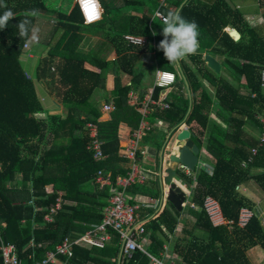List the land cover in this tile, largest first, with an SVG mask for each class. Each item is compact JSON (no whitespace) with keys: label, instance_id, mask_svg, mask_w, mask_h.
Returning <instances> with one entry per match:
<instances>
[{"label":"trees","instance_id":"obj_1","mask_svg":"<svg viewBox=\"0 0 264 264\" xmlns=\"http://www.w3.org/2000/svg\"><path fill=\"white\" fill-rule=\"evenodd\" d=\"M255 1L258 10L263 11L264 0ZM100 3L104 8L103 19L85 25L77 0L66 12L52 9L48 0H0V16L8 10L13 13L7 27L0 29V245L2 242L16 245L20 264H34L35 259L54 250L64 236L75 239L103 222L113 192L111 188L101 190L94 180L100 171H105L116 183L117 178L126 177L130 171V165L126 169L120 166L129 160L119 156L118 128L121 122L136 125L129 120L131 116L124 118L126 111L138 119L134 132L140 127L141 115L134 114L129 106V94L132 87L142 85L145 77V68L137 66L139 57L154 52L157 66L175 74L173 89L177 92H170L167 98L170 109L154 111L150 121L161 118L171 127L184 121L200 149L203 148L212 172L200 170L195 179L181 175L190 187V202L195 206H186L182 212L170 204L157 212L162 195L158 180L150 188L134 185L130 189L151 201L141 211L143 219L148 220L147 250L158 259L169 252L177 264H251L250 249L260 247L264 252V226L240 188L252 181L264 194V143L260 142L264 133V26H251L245 13L227 0H100ZM33 10L35 16L31 15ZM158 10L164 15L169 10L178 11L199 25L197 53L180 61L178 66L169 64L153 45L154 40L159 43L163 39V23L153 18ZM41 15L50 16L43 30L47 34L44 49L49 57L64 59L59 76L62 84L68 86L62 100L68 110L66 117L49 114L45 109L36 82L28 79L22 60L27 39L19 36L17 25L28 18L41 32ZM229 29L237 30L241 35L239 41L230 37ZM88 35L106 41L100 43V48L85 52L83 46ZM125 35L145 37L147 44H128ZM111 49L117 56L113 62L116 85L109 93L106 82L110 63L102 53ZM206 53L221 61V73L208 67ZM88 64L96 71L89 69ZM123 73L131 79L125 86L120 80ZM184 81L188 83L190 96L185 92ZM204 81L216 88L214 94ZM162 91L163 88L156 87L153 98L158 99ZM107 96L113 98L115 110L110 121L101 122V99ZM90 122L100 127L104 150L109 156L106 161L96 162L87 149L86 127ZM152 134L153 131L148 136ZM158 140L165 141V135L160 134L155 141ZM254 148L259 151L252 156ZM250 157L253 160L247 164ZM208 197L218 203L227 224H213L205 207ZM59 201L61 209L47 222L46 216ZM129 201L136 204L132 198ZM243 210L251 211L252 216L241 227ZM120 253V237L114 232L113 239L104 247L77 244L71 256H60V262L120 264ZM0 264H3L1 252ZM122 264L153 262L146 253L136 250Z\"/></svg>","mask_w":264,"mask_h":264},{"label":"built area","instance_id":"obj_2","mask_svg":"<svg viewBox=\"0 0 264 264\" xmlns=\"http://www.w3.org/2000/svg\"><path fill=\"white\" fill-rule=\"evenodd\" d=\"M77 4L79 5V8L81 10L85 25H92L95 23H99L103 19L104 8L102 7L101 3H100L101 7L99 9L100 18L98 20L91 19V22H86V17L89 18V12L85 13L80 3V0H77ZM95 12L97 14V9H95ZM157 13H160V15H157ZM163 16L164 14H162V12L158 10L155 11L153 18L159 19L163 23L162 20ZM124 39L128 44H132L135 46L136 45L143 46L147 44V38L142 36L125 35ZM137 41H143V42L137 43ZM36 44L37 43L27 42L24 47L25 53L31 56L32 50ZM153 45L154 47L157 46L156 40H154ZM52 69L54 70V68ZM160 71L171 73L173 76V80L162 86L156 84V87L163 88V91L160 94V98L158 100L153 99V95L151 92L150 97L142 103L144 109L141 112L142 122L140 124V127L133 133L130 142L126 146L122 147L123 149L122 153L124 157L128 159L130 162V171L128 172L127 176L117 178L116 183H114L112 175L106 173L105 171H100L98 175H96L95 177L94 183L96 184V186H99L101 190H106L108 188L109 189L111 188L113 192L110 205L105 209L103 222L92 228H89L82 235L78 236L75 239L71 238L70 236H64L61 239V241L58 242L54 250H48L45 253V255L41 257V259H35L34 264H62L60 262V256H68V257L71 256L73 253V248L77 244H90V245L104 247L108 241H111L113 239L114 232L119 234L121 241V253L119 257L120 264H122L125 260L131 259V257L133 256L136 250H140L146 253L150 257L153 264H177V262L171 259V255L169 252H166L164 254L163 259H158V257L154 256L147 250L148 245H150V238L146 232L145 223L148 220H144L141 215V211L147 208V205L144 204L133 205L130 203L129 198L127 197L128 191L134 185L144 186L147 183L155 180L150 176V172L147 170V167L143 165V161L147 160L148 154L145 151V149L144 150L141 149L140 142L142 141L145 134L151 131L153 128L151 124L147 122L148 114L156 110L166 111L170 109V104L167 102L168 93H169L168 89L173 87V84L175 82V74L172 71H167V70H160ZM27 77L29 80H32V76L29 73L27 74ZM262 87L264 88V72L262 76ZM114 110H115V105L113 103H108L103 107V111L105 113H112L114 112ZM86 133L89 138V144L87 149L90 152H92L94 160L96 162L106 161L109 156L105 153L104 150L105 141H103L101 138L98 124L91 122L88 123L86 127ZM260 142L264 143V133L261 136ZM168 148L169 147L166 144L164 155L166 154L165 151L169 150ZM257 151H259V148L252 149L251 150L252 156H255ZM171 153L167 154V156L162 155V157L169 158ZM139 154L141 157L138 156ZM252 160L253 158L250 157L247 161V164L251 163ZM200 167H202V171L211 174L212 171H209L210 166L206 165V163L202 162ZM242 167L243 169H245L246 163H243ZM179 171L183 172L186 176L195 179V177H193L195 173H191L190 171L183 169V167H180ZM162 173L163 170L160 173V175ZM166 191L167 190L164 189V192L161 195V199L158 202L159 207H156L157 212L161 211L162 208H164L167 203ZM190 198H191V193L190 192L186 193V200L188 201H186V203L183 204L184 208L186 206H191L193 208L195 207L192 203H190L189 201ZM205 207L211 217L212 222L216 224L221 223L219 222L221 219V215H220L221 210L218 203L211 197H208L206 199ZM60 209H61V202L59 201L51 209L49 215L46 216L45 220L47 222H51L57 211ZM217 213H220L219 214L220 219L218 218ZM251 216H252L251 212L247 210H243L240 218V226L241 227L246 226L247 221ZM1 241L2 240L0 238V242ZM0 252H1L3 264H20L19 252L16 245L4 244L2 242V244L0 245Z\"/></svg>","mask_w":264,"mask_h":264},{"label":"crops","instance_id":"obj_3","mask_svg":"<svg viewBox=\"0 0 264 264\" xmlns=\"http://www.w3.org/2000/svg\"><path fill=\"white\" fill-rule=\"evenodd\" d=\"M227 1L230 2L231 4L234 3L237 8L241 9V7H242V4H239L238 0H227ZM250 2L251 1L249 0L248 5L250 4ZM251 9H250V11H251ZM51 21L54 22L53 20H51ZM48 23H49L48 19L42 20V27H41L42 32H43V30L46 29ZM227 32L229 33L230 29ZM88 37L86 36L87 42H84V46H83V50L85 52L91 51L92 48H98L95 46V44H100L101 42L106 41V40H104V38H100V36L88 35ZM157 45H158V43H157ZM47 51L42 52V49H40L39 46L36 47V49L34 47V49L32 50L31 56L27 55L24 57V59H25L24 66H25L27 73H29L32 76V79L36 82L38 94L43 99L44 107L49 112V114H59V115L65 117L66 114L68 113V110L64 108L62 100H63V96L66 93L65 91L67 90L68 86L62 84V81H61L60 76H59L60 68L64 62V59L59 58V57L50 58V57H48ZM39 53H41V55H38ZM102 55H104V57L107 59V61H109V63H110L109 69L111 67L113 68V62L117 58L116 52L112 51V49H111V51L102 53ZM150 60L154 62V65H157L156 55L154 53L149 52V53L143 54L139 57V60L137 62V66L140 65V66L144 67L146 72H147L146 62H150ZM87 67L91 70L96 71V68L89 65V64L87 65ZM52 68H55L56 71H52ZM156 70H163V69H161L157 66ZM145 75H146V73H145ZM120 80H121L122 85H124V86L131 83L130 76H128L127 74H124V73L120 76ZM151 82L152 83H149L144 88H142V85H140L137 89L132 87V91L129 94L128 104L130 107H132L134 109V111H135L134 114L138 113L141 115L140 124L142 122V113L141 112L144 109V106L142 105V103L150 97L151 92L153 95L154 90L156 88L155 76H153V80ZM206 83H207V81H206ZM115 85H116L115 73L113 71H112V73H110L108 71L107 82H106L107 92L111 93L115 89ZM131 86H132V84H131ZM210 87L211 88L209 90H211V93L214 94L216 91V88L213 87L211 84H210ZM185 88H188V86H186V84H185ZM168 91H169L168 97L170 96V92H174V91L177 92V90H174L173 87L168 89ZM185 92L190 93L189 89H185ZM58 94H60V96ZM143 96H144V98L141 99ZM159 98H160V96L158 97V99ZM158 99H154V100H158ZM101 100H102L101 102H102L103 117L100 119V121L101 122H108L112 119L111 116H112L113 112L112 113H105L103 111V107L108 103L114 104V100L111 96H107V98H104ZM153 112H150L148 114V118H147V122L149 124H151V126L153 128L151 131H149L145 134L142 141L140 142L141 149L142 150L145 149V151L148 154L147 160L143 161V165L145 167H147V170L150 172V176L153 179H155V180L147 183V185H145V187L149 186L148 188L151 187L150 185L152 183H155L156 180L159 181V179H160V173L161 172L159 170L160 169L159 164L161 161V156L164 155V150H165V146H166L165 145L163 147V144H165V142L167 141L166 144L169 147L168 149H171L170 143L172 140L175 142L174 137L176 136V132H178L179 129H183V128L189 129L188 126H186L183 123L184 121L181 124H179L177 126H173V127H171V125L168 121L163 120L161 118H155L154 122H151L150 117H151ZM126 115H128L127 117L131 116L129 119L130 121H134L136 123V125L138 124V119L136 121V118H134L132 116L133 114L126 111L123 115L124 118H126ZM158 123H159V125H158ZM155 124L157 125V127H154ZM136 125L132 126V125H129V124L123 123V122H121L119 124V128H118L119 129L118 133H119V138H120L119 156L121 158L122 157L125 158L123 153H122V150H123L122 147H123V145L126 146L130 142V140L132 138V133L136 129L135 128ZM154 128L157 131H155ZM175 128H177V130L175 132H173V129H175ZM99 129H100V127H99ZM152 131H153V134H152L153 138L151 136H148L149 133ZM100 134H101V132H100ZM160 134L165 135V141H163V142H162V140L161 141L160 140L155 141L156 138H158ZM168 139H169V142H168ZM158 142H159V145H158ZM160 144H161V146H160ZM173 144H174V146H173L172 150H174V148H175V143H173ZM173 153H176V152L174 151ZM201 154H203L202 149H201ZM165 161H166V164L164 165V169H166V167H170V166L175 167L176 166L174 164H171L167 157H166ZM202 162H204V161L202 160ZM128 165H130V162L129 163H126V162L120 163V166H122L123 169H126V167H128ZM156 173H157V176H156ZM181 175L183 177H188L183 172H180L179 176L176 177V181L179 182V184L181 185V188L184 189V191L186 193H189V192L191 193L189 185L183 181V178ZM195 175H196V173H195ZM195 175L193 177H195ZM163 177H165V176H163ZM163 177H162V179H163ZM188 178H190V177H188ZM159 183H160V181H159ZM240 191H241L242 195H244L248 200H250V202H252L255 212L257 213V216L260 218V220L264 226V223H263L264 222V194L259 190V188L252 181L244 184L240 188ZM129 196H130V198H129ZM127 197L129 198V200L131 198L134 199L136 204L148 205L151 203V201L148 198L135 195L133 190H130L128 192ZM189 201H190V199H189ZM143 210H145V209H143ZM247 211H249V210H247ZM249 212H251V211H249ZM220 215H221V219L219 218L220 219L219 222H221V223L216 224L213 222V224L215 226H219V225H223L224 223H226V224L228 223L227 221L224 220V218L222 217V214H220ZM259 248L260 247H254L250 250V252L254 249L255 251H257V252H255V254L264 255V252ZM250 252H248V253H250ZM250 254H253V253H250ZM248 256H249V254H248ZM249 260L252 263L250 256H249ZM257 261L258 260H256V262Z\"/></svg>","mask_w":264,"mask_h":264},{"label":"clouds","instance_id":"obj_4","mask_svg":"<svg viewBox=\"0 0 264 264\" xmlns=\"http://www.w3.org/2000/svg\"><path fill=\"white\" fill-rule=\"evenodd\" d=\"M85 13L88 8L94 6L97 9V14L94 19L100 18L99 9L101 7L100 0H80ZM35 10L31 15L35 16ZM160 15V13H157ZM13 17L11 10L6 11L0 16V29L7 27L8 21ZM163 39L157 45V49L161 51L169 64L178 66L180 61L184 60L190 55L197 53L199 49V25L195 20H188L183 17L178 11L169 10L166 15L162 17ZM86 22H91V19L86 17ZM19 29V36L26 38L28 43H38L39 30L32 25L30 19L25 18L17 25ZM153 35H156L153 33ZM143 41H137L142 43ZM155 76V83L157 85H164L173 80V76L168 72H161L156 70L153 72Z\"/></svg>","mask_w":264,"mask_h":264},{"label":"water","instance_id":"obj_5","mask_svg":"<svg viewBox=\"0 0 264 264\" xmlns=\"http://www.w3.org/2000/svg\"><path fill=\"white\" fill-rule=\"evenodd\" d=\"M229 35L235 41H239L241 38V35L237 32V30H230ZM204 59L208 67H210L218 74L221 73L222 64L215 56L210 53H206ZM184 82L186 86H188V83H186V81ZM190 110L191 108L189 109L188 114ZM176 130L177 128L173 129V132H175ZM193 137L194 134L189 129H179L178 132H176V136L174 137L175 146L178 147L177 151L176 153L172 152L168 158L169 162L176 166H170L164 169V165L166 164V158L164 159L162 156L159 164L160 171L162 172L163 170V173L160 175L159 179L161 192L163 194L164 189L167 190L166 202L170 205H173V207L178 212H182L184 208L183 204L188 201L186 200V192L184 191V189L181 188L179 182L176 181L178 172H180V167H183V169L188 170L191 173H196L202 163L201 149L199 147V143L196 142ZM163 175L165 177H163Z\"/></svg>","mask_w":264,"mask_h":264},{"label":"rangeland","instance_id":"obj_6","mask_svg":"<svg viewBox=\"0 0 264 264\" xmlns=\"http://www.w3.org/2000/svg\"><path fill=\"white\" fill-rule=\"evenodd\" d=\"M245 1V2H244ZM251 2H250V6L248 5V3H249V0H238V3L239 4H242V7H241V9H242V11L245 13V15H246V19H247V21L250 23V25L251 26H253V27H258V26H264V10L263 11H259L258 10V6L256 5V1L255 0H250ZM48 4L50 5V7L52 8V9H54V10H59V11H64V12H66L67 10H69V9H72V7L74 6V4H75V0H48ZM234 4V3H233ZM232 4V5H233ZM233 6H236L235 4L233 5ZM253 10H252V9ZM250 9H251V11H250ZM131 10H132V8H131ZM131 10H130V12H131ZM133 14H135V13H133ZM49 17L50 16H48V15H41V16H39V19H40V21H42V20H44V19H49ZM41 32H39V39H40V41H41V39H42V41H41V43H40V45H39V47H40V49H42V52L43 51H47L46 49H44V39H46L47 38V34L46 33H44V32H42V30H40ZM107 36L109 37V35L107 34ZM101 40V39H100ZM104 40H106V39H104ZM102 43V42H101ZM95 46L96 47H98V48H100V44H95ZM152 53H154V52H152ZM26 54V53H25ZM25 54H24V57H25ZM145 54H147V53H145ZM38 55H41V53H39ZM24 57H23V59L22 60H24V62H25V59H24ZM49 57V56H48ZM51 58V57H50ZM57 60V59H56ZM112 63V62H111ZM146 66H147V72H146V75H145V77H144V80H143V82H142V88H144V87H146L149 83H152L151 81L153 80V76H154V74H153V72H155L156 71V69H157V65H154V62L153 61H151L150 60V62H146ZM52 71H56L55 70V68H54V70L52 69ZM112 71H113V68L111 67L110 69H109V72L110 73H112ZM178 71H179V73H180V69L178 68ZM152 76V77H151ZM150 80V81H149ZM204 83L208 86V88L210 89L211 87H210V84L207 82L206 83V81H204ZM186 89H188V88H186ZM211 91V90H210ZM186 94H188V96H190V93L189 92H186ZM59 96H60V94H58ZM58 96V97H59ZM67 115V114H66ZM66 117V116H65ZM154 127H157V125L155 124L154 125ZM154 130L155 131H157L155 128H154ZM167 142V141H166ZM166 142H165V144H163V147L166 145ZM173 143H175L173 140L171 141V143H170V148L171 149H169V150H166L165 151V153H166V155L167 154H170L171 152H174L175 150H172V148H173V146H174V144ZM123 147H124V145H123ZM178 148V147H177ZM176 151H177V149H176ZM202 151H203V148H202ZM201 159L204 161V163H206V165H208L209 164V162L207 161V159L205 158V156H204V153L203 154H201ZM200 170H202V167H200V169L198 170V171H200ZM198 171L196 172V174L198 173ZM209 171H211V167H209ZM195 175V174H194ZM178 176H179V174H178ZM190 188V187H189ZM188 188V189H189ZM166 204H168V203H166ZM167 206V205H166ZM156 207H159L158 206V203H157V206ZM220 213H217V215H218V218H219V215ZM224 224H226V223H224ZM180 232V231H179ZM259 249H261V248H259ZM251 250V249H250ZM250 252V251H249ZM255 252H257V251H255L254 249L250 252V253H253V254H250V253H248L249 254V256H250V259H251V261H252V263L251 264H264V255H262V254H260V255H258V254H255ZM248 256V257H249ZM256 260H258L257 262H256Z\"/></svg>","mask_w":264,"mask_h":264},{"label":"snow or ice","instance_id":"obj_7","mask_svg":"<svg viewBox=\"0 0 264 264\" xmlns=\"http://www.w3.org/2000/svg\"><path fill=\"white\" fill-rule=\"evenodd\" d=\"M88 12H89V19H94L96 12H95V7L92 6L90 8H88Z\"/></svg>","mask_w":264,"mask_h":264},{"label":"bare ground","instance_id":"obj_8","mask_svg":"<svg viewBox=\"0 0 264 264\" xmlns=\"http://www.w3.org/2000/svg\"><path fill=\"white\" fill-rule=\"evenodd\" d=\"M176 149H177V146H175V148H174L175 152H176Z\"/></svg>","mask_w":264,"mask_h":264}]
</instances>
